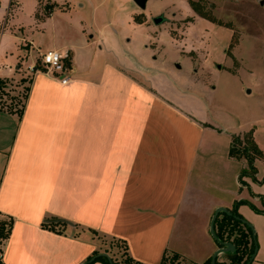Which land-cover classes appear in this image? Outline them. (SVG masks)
Segmentation results:
<instances>
[{
	"label": "crops",
	"instance_id": "crops-1",
	"mask_svg": "<svg viewBox=\"0 0 264 264\" xmlns=\"http://www.w3.org/2000/svg\"><path fill=\"white\" fill-rule=\"evenodd\" d=\"M37 1L43 13L32 14L34 31L18 24L7 32L0 25V39L11 37L19 46L13 65H0V76L23 85L26 62L57 50L68 54L69 81L28 73L20 112L0 110V217L13 219L2 263L82 264L96 251L116 257L101 235L124 241L142 264H159L173 253L201 264L218 247L209 232L217 207L246 201L264 209L260 162H254L257 181L243 177L241 184L247 162L228 153L232 135L249 128L263 151L253 122L233 132L206 120L162 84L136 77L134 61L114 56L113 39L103 42L101 29L92 27L94 37L81 17H71L58 30L70 11ZM237 212L257 237L251 264H264V214L247 203ZM53 217L72 224L42 226Z\"/></svg>",
	"mask_w": 264,
	"mask_h": 264
},
{
	"label": "rangeland",
	"instance_id": "rangeland-1",
	"mask_svg": "<svg viewBox=\"0 0 264 264\" xmlns=\"http://www.w3.org/2000/svg\"><path fill=\"white\" fill-rule=\"evenodd\" d=\"M51 1L70 11L56 24L58 30L71 17H81L94 37L92 27L95 32L101 29L103 42L113 39L114 56L134 61L130 71L136 77L162 84L184 107L233 132L253 122L263 148L257 166L264 170V0H147L144 9L133 0ZM1 2L5 6H0V25L5 23L7 32L18 24L35 30L32 14L43 13L37 0ZM159 15L164 20L155 24L152 18ZM45 32L52 33L50 28ZM18 47L11 37L0 39V65H13ZM20 75L27 80L20 86L18 77L0 76L5 85L1 106L20 108L30 76L24 69ZM248 132L253 137V128L232 136L243 141ZM99 238L116 258H123L124 250L115 240ZM225 254L219 260L230 264ZM167 262L192 264L172 254Z\"/></svg>",
	"mask_w": 264,
	"mask_h": 264
},
{
	"label": "trees",
	"instance_id": "trees-1",
	"mask_svg": "<svg viewBox=\"0 0 264 264\" xmlns=\"http://www.w3.org/2000/svg\"><path fill=\"white\" fill-rule=\"evenodd\" d=\"M65 63L66 65L69 66L68 60H66ZM22 81L25 82L27 80L22 79ZM4 88L5 85L2 82H0V92L2 91V89L4 90ZM24 89L26 94V91L28 89L27 86H25ZM25 94H24V98L26 96ZM22 106H23V102L19 109L10 106L7 107L6 105L4 106L0 105V110L20 112ZM228 153L231 157L237 159L244 158L247 162V167L245 169H242L238 176L239 182L241 184H246V182L242 179L244 176L250 177L253 181H257L255 178L256 167L254 165V162L256 159H259L263 156V152L257 146L256 142L252 137L251 132H248V134L246 135L243 141L240 140V138H235L232 136L231 145L229 147ZM261 181H264V175ZM239 203H247L255 212L264 214V209H258L253 204L246 201H239L236 202V204L230 209V211L233 214L237 215L238 218H234L233 216L227 215L223 212H220V214H222L221 218L217 216L214 222V231L217 238L221 241H230L235 246L234 252H229L225 254L230 264H245L250 254L252 253L254 247L251 238V231L245 224L241 222V218L243 217L237 212V205ZM12 222L13 219L11 217L9 218L0 217V254H1V244L3 240L8 236ZM41 224L43 227L49 228L51 230H57V228L58 229L64 228L68 223L65 220H62L61 218L53 217V218L44 219V221ZM112 240L116 241V246H120L124 250L122 253L123 258L119 259L110 256V259L112 260L113 264H142L141 262L134 260L128 254L127 246L124 241L116 240V239H112ZM216 244L218 247L220 246V244H218L217 242ZM96 254H98L97 251L94 252L92 255H90L82 264H92L96 261L102 262L104 264H110L108 259L104 256L94 257ZM172 255L174 257L179 256L176 253H173ZM167 260H168V255L164 254L159 264H171L170 262L168 263ZM0 264H3L1 258H0ZM201 264H210V257L204 260ZM214 264H226V263H223L217 257Z\"/></svg>",
	"mask_w": 264,
	"mask_h": 264
},
{
	"label": "water",
	"instance_id": "water-1",
	"mask_svg": "<svg viewBox=\"0 0 264 264\" xmlns=\"http://www.w3.org/2000/svg\"><path fill=\"white\" fill-rule=\"evenodd\" d=\"M134 3L140 8V9H144L146 7V2L147 0H133ZM162 20H164V17L162 15H159V16H156V17H153L152 18V21L155 23V24H158L160 23ZM220 212H223L227 215H231L233 216L234 218H238L237 215L233 214L230 210L224 208V207H217L215 210H214V213L211 217V220L209 222V232L212 236V238L218 243L220 244L219 247L216 248V250L212 253L211 257H210V264H214L215 263V260L218 256L219 253H229V252H234L235 251V246L232 242L230 241H221L217 238L216 234H215V231H214V222H215V219L217 218V216L219 215ZM64 220V219H62ZM68 224H72L71 222L65 220ZM241 222L243 224H245L251 231V238H252V241H253V244H254V247H253V251L252 253L250 254L249 258L247 259L246 263L245 264H251L252 261L254 260L255 256H256V253H257V250H258V244H257V240H256V234H255V230H254V227L248 222L246 221L244 218H241ZM96 256H104L108 259L109 263L110 264H113L112 260L110 259V256L105 253V252H102V253H98L96 254L94 257ZM92 259V258H91Z\"/></svg>",
	"mask_w": 264,
	"mask_h": 264
},
{
	"label": "built area",
	"instance_id": "built-area-1",
	"mask_svg": "<svg viewBox=\"0 0 264 264\" xmlns=\"http://www.w3.org/2000/svg\"><path fill=\"white\" fill-rule=\"evenodd\" d=\"M66 60H68V54H62L57 50L39 52L37 62L35 60L34 62L27 64L25 66V71L29 74L43 71L59 78L60 83L66 84L69 81V77L67 75L69 66L66 65Z\"/></svg>",
	"mask_w": 264,
	"mask_h": 264
}]
</instances>
